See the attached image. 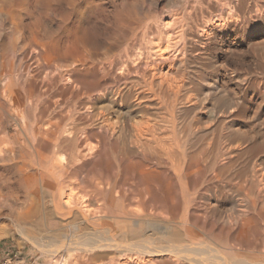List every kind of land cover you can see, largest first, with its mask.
<instances>
[{"label":"bare ground","instance_id":"bare-ground-1","mask_svg":"<svg viewBox=\"0 0 264 264\" xmlns=\"http://www.w3.org/2000/svg\"><path fill=\"white\" fill-rule=\"evenodd\" d=\"M32 1L33 0H26V3H27L26 6L28 7L26 9H31V7H32L31 10H34V8L37 7V6H40V7L43 6L47 10H42V11H45V12L47 11L46 14L49 17V19L51 18L50 17L51 15H55L56 18L61 21V26L59 28L67 27V26H64V25L69 21V19H71L70 16H71V14H73V12L71 13V11H74L78 7L77 0H47V2H46V0H34L33 2ZM78 1H81V0H78ZM83 1L85 2V0H83ZM211 1H214V0H211ZM86 2L88 3L87 0H86ZM94 2H97V1H94ZM94 2H92V3H94ZM101 2L103 3V0ZM123 2H124V0H122V3ZM32 4H34V5H32ZM79 4H80V2H79ZM2 5L3 4H1V6ZM91 5L92 4H90L88 6L91 7ZM190 5H188V6L190 7ZM81 6H82V4H81ZM257 6H259V4ZM116 7H118V6H116ZM134 7H135V5H134ZM218 7L216 9L220 10V8H222V6H220V8H218ZM79 8H81V7H79ZM79 8H77V9H79ZM94 8H96V7H94ZM100 8L101 9L103 8V12L106 11V10L104 11L103 5H102V7L100 6ZM100 8H98V9L100 10ZM258 8H256V9H258ZM127 9H129V8H127ZM194 9H195V7H194ZM233 9H234V6H233ZM35 10H36V8H35ZM133 10H135V8ZM188 10H189V8H188ZM223 10L224 9H222V11ZM259 10L260 9L257 10V13H259ZM88 11H90V10H88ZM127 11L128 10H126V12ZM186 11H187V9H186ZM79 12H80V10L78 11V13ZM97 12H99V11H97ZM167 12H168V10H167ZM187 12H189V11H187ZM234 12H236L235 9H234ZM5 13H7V12L5 11ZM27 13H28V11H27ZM100 13L99 14L96 13V14H98L100 16ZM128 13H130V11ZM128 13H126V14H128ZM223 13H225V11ZM248 13H249V11H248ZM261 13H263V12H261ZM13 14H17V12L14 11ZM49 14H50V16H49ZM90 14H92V13H90ZM107 14H108V10H107ZM111 14H112V11H111ZM126 14H125V16H129L130 15V14H128V15H126ZM182 14H183V12H182ZM227 14L229 15V17L233 16V14L232 13H228V11H227ZM249 14H251V13H249ZM6 15H8V14H6ZM42 15H44L43 18L46 16L45 14H42ZM108 15H110V12H109ZM217 15H219V13ZM57 16H59L60 18H58ZM116 16L114 17V19L110 18V20L107 19L108 17L106 19H103L104 18L103 16H102L103 18H101V19L100 18H98V19L95 18L96 21L95 22L92 21L93 22L92 25L88 23L87 27L85 26V23H81V22H79L77 20L73 22V20L71 19L70 21H72L73 24H71L69 22L72 26H71V28L69 27L70 28L69 29L70 30L69 40H66V41H62V40L60 41L58 39H57L58 41H56V37L54 35L56 32L54 33V31L50 30V28L48 29V27L45 28L44 30L40 29L41 31H37L38 30V26H37L36 23H35L36 24L35 30L29 32V34H30L29 36H32L33 37L32 39H34V40H32L31 44H33L32 47H34L35 51L34 50L33 51H34V53H35L34 55H36V57L33 56L34 57L33 59L36 58L35 60H37V62H40V63L43 62L44 60H49L50 64L47 65V67H49V68H50V66L53 67L52 66L53 64L55 66L57 65V67L60 69L59 70L60 71L59 72V76H57V77H59V80L61 79V81L62 80L66 81V83H64V81H62L63 85L65 86L64 88L70 90L76 96L84 95L86 97V103L84 105L85 112H86V114L88 116H91V117H89L90 119L92 117L94 118V124L92 123L91 125H93V126H91V127L80 128L78 126H74V127L71 126V127H73L71 129H68V128L64 127L65 128L64 130L68 129L67 131H65L66 134L68 135L67 136L65 134L66 138H64L65 136H63V135H61V136L58 135V137H56V139L54 138L52 140H51L50 137H49V140H47V138H46V140L40 138V140L42 141L40 145H41L42 148L46 149L48 154L45 153L44 151L41 152L42 149H41V151H38V154L40 156L38 159H40V160L39 161L37 160V161L39 162L38 165L40 166L39 167L40 171L36 174L37 176H35V178H34L36 183L34 185V188L31 187L33 189L31 194L33 196L35 194V192L38 193L40 189L42 191V189H45V188H48V189L52 190L54 192V193L52 192L54 194V195L52 194V196H53L52 204L54 205L53 207L57 211L56 214L59 213L61 216H66L68 218V220L71 221L72 224H75L76 226H79V230H80V226L81 225H86V226L87 225H93V226H95L94 224H96V223H98V222H100V221H102L104 219H110L112 221V223L110 224L111 227H109V229H108L109 232H107V235L103 234L104 232H102L103 235H98L97 233H94V232L93 233H88L87 232L88 234H84V236L81 235L83 237H80V238H78L80 235L77 237V236H75V234H73L68 239L66 238L67 240L65 242L62 240L63 241L62 243L59 242L60 239L57 240L56 238L55 239L53 238V240H52V237H50L51 240H52V241L50 240L51 244L50 243L49 244L47 243L48 245H45L46 243L45 244H40L35 239L32 240L33 241L32 244L34 243V246H36V247L39 246L42 249L41 251L43 253H48V254L52 255L54 258H56L55 264H264V194H263L264 193V156H263L264 154L261 156L258 153L259 152L258 148L262 146V145H260L261 143L257 142L256 135H255V136H248L247 140L240 144V146L238 147L237 150H239V148L244 146L245 144L246 145L248 144V147L246 149H243L242 152L249 155L248 156L249 160L247 162H245V166H243L242 168H238L237 167L238 165H236L238 163L237 162L234 163L231 160L232 158H234V156L235 157L237 156V157L241 158V156L239 154L236 155L234 153L235 154L234 155L233 153H227L225 155L224 154L225 152L222 153V155L223 154L225 155V160L227 158L226 162H229L231 164L230 165H227V164L225 165L224 164V165H220L219 166L218 157L217 156H210L208 154V152L205 150L206 149L205 147L202 148L198 152H195L193 150V152H195L193 154H189V153H186V151H183V149H182V146H183L182 140H183V136H184L183 132L185 133V131L182 130V128L184 126L183 125V122H184L183 121V107H185L183 104H188L189 105V104H192V103L193 104L196 103V101H198L197 99L199 98L200 95L199 96L197 95L198 96V98H197L196 95H195L196 93L195 94L191 93L192 92L191 91L190 92L191 94L189 95V92L186 93L187 91L186 92L184 91V89H185L184 85L187 84L189 82V80L187 79L188 82L187 83L185 82V84L183 85V76H182L183 74L179 73V71H178V69L176 67V63L177 62L178 63L180 62L182 64V66H183V64L185 62L182 63V60L186 59L185 55H183V52H185V51L183 50L182 47L181 48H174L175 47L174 46L175 43L173 44L174 47L172 46V44H170V43H172V42H170L171 38H172L171 36L173 35V32H174L173 30L175 28H177L176 21H178V20L177 19L175 20V17L162 19L161 22L158 20L160 23H159V25H156V27L158 29H159V27L162 28V33L161 34H163V36H164V38H163L162 36L158 37L159 34H160V33L158 34V32H160V29L158 30L156 28L158 30V31L156 30L157 31V34H156L157 37L154 34H151V33H150V35H148V33L147 34L144 33L146 30L144 31V29H143V26L141 24L142 21L141 22H136V21H134L132 19H129V17H125V16L124 17L123 16L116 17ZM140 16L144 17L145 15L144 16L140 15ZM140 16L139 17L137 16V17L139 19H141ZM158 16H160V15H158ZM196 16H197V14H196ZM24 17H26V16L24 15ZM31 17L32 16H30V18ZM46 17H45V19L47 20L48 17L47 18ZM54 17H53V19H54ZM94 17H96V16H94ZM183 17H185V15ZM257 17H258V15H257ZM262 17H264V16H262ZM112 18H113V16H112ZM211 18H213V17H211ZM251 18L252 17H250V19ZM92 19H94V18H92ZM154 19H155V17H154ZM154 19H153V21L156 20V19L155 20ZM221 19L222 20L219 19L218 22H212V23H214V27L213 28H215V27H219L220 28V27L224 26V24H226V23H224L225 22V20H223L224 18H221ZM252 19H254V18H252ZM10 20L8 21L9 23H10ZM48 20H47V22H48ZM204 20H203V22H206ZM18 21H21L20 18H19ZM22 21H23V19H22ZM58 21H57V24H58ZM158 21H156V22H158ZM181 21H179V22H181ZM228 21H229V19H228ZM244 21H246V18H245ZM156 22H154V23H156ZM187 22H190V21L188 20ZM187 22H185V23H187ZM207 22H208V20H207ZM263 22H264V20H263ZM27 23H28V21H27ZM53 23H55V21L51 23L52 26H53ZM197 23H198V21H197ZM238 23H239V21H238ZM246 23L248 24V21ZM4 24L5 23H3V25ZM13 24H15V23H13ZM39 24H40V22H39ZM182 24H181V26H182ZM241 24H243L242 26H244L245 23H241ZM3 25H1V26H3ZM7 25H9V24H7ZM19 25H21V23ZM151 25H152V23H151ZM184 25H186V24H184ZM206 25L209 26V24H206ZM147 26L149 27L150 25H147ZM181 26L178 25V27L182 28ZM208 26L205 29H203L204 32H203L201 38H203V36H205L207 38V35L210 34L211 32H213L212 29L211 28L209 29ZM18 27H20V26H18ZM22 27L25 28L27 26H25V24L24 25L22 24ZM144 27H146V26H144ZM148 27H146L145 29H148ZM151 27L152 26H150V28ZM153 27H155V26H153ZM238 27H240V26H238ZM23 28H22V30H23ZM94 28H96L97 31L101 30V33L99 34V32L98 33H97V31L95 32ZM227 28H229V26ZM66 29H68V28H66ZM185 29L186 28H184V30ZM243 29H244V27H243ZM56 30H58V28H56ZM63 30H65V28ZM91 30L96 35L95 41L92 40V42H91V40H89L90 36L88 35L89 32H92ZM188 31L189 30H187V32ZM11 32H12V30H11ZM58 32H60V31H58ZM177 32L175 34H177ZM19 33H22V31L19 32ZM62 33H60V34H62ZM181 33L182 32H180L178 35H180ZM145 34H146V38L148 36L151 39V40L147 39V40H149L148 42L151 43V45H152L151 46L149 44V46L152 47L150 49L151 50V55H152L151 57H154V59H153L154 61L151 62V63H149L147 61H146L147 63L143 62L145 59L143 60V58L141 59V57H142V55L144 57L146 55V53L145 54L142 53L143 50L140 48V44L138 46V43H137L138 37L140 38L141 36L142 37L144 36L143 39H141V40L143 42L146 41V40H144ZM175 34L173 36H175ZM14 35H13V37H14ZM16 35H18V32H17ZM22 35H25V34H22ZM26 35L28 36V34H26ZM19 36H21V34ZM211 36H213V35H211ZM215 36H216V34H215ZM17 38H18V36H17ZM28 39L30 41L31 37H29ZM66 39H68V36H67ZM19 40L22 41L21 39H19ZM173 40H175V39H173ZM210 40H208V42ZM214 40H216V39H214ZM211 41H213V38H212ZM24 42H26V40ZM148 42H145V43H148ZM218 42H217V44H218ZM230 42H232V41L230 40ZM178 43H177V45H178ZM214 43H216V42L214 41ZM248 43L249 42H247V44ZM31 44H30V46H31ZM141 45H142V43H141ZM211 45H213V44H211ZM27 46H28V44H27ZM27 46L25 47V49H27ZM137 46H138L139 49L137 48ZM145 46L146 45H143V47H145ZM188 46H190V45H188ZM260 46H261V44H260ZM210 47H212V46H210ZM99 48H101V49H99ZM212 49H213V47H212ZM236 49H238V48H236ZM32 52H29V53H32ZM147 52H149V51H147ZM197 52H198V50H197ZM222 52H223V49H222ZM233 52H234V50H233ZM22 53H24V52H22ZM55 53L57 54L56 59L52 61L50 59V57H51L52 54H55ZM220 53H221V51H220ZM8 55H10V54H8ZM183 56H184V59H183ZM221 56H222V54H221ZM29 57H30V55H29ZM204 57H206V56H204ZM5 58H7V57L5 56ZM145 58H147V57H145ZM8 59H10V58H8ZM25 60H28V59H25ZM28 61H30V58H29ZM9 62H12V61H9ZM34 62H36V61H34ZM0 63H2V62H0ZM199 63H200V61H199ZM192 64H195V62H193ZM23 65H24V63H23ZM29 65H31V63L30 64L28 63L27 66H29ZM190 65L191 64H189L188 66H190ZM210 65L208 64V66H210ZM215 66H216V64H215ZM35 67H33V68L35 69ZM39 67H42V64L39 65ZM207 67H205V68H207ZM42 68L45 70L44 67H42ZM20 69H21V65H20ZM50 69H52V68H50ZM184 69H186V68H184ZM188 70H189V68H188ZM188 70H186V71L188 72ZM40 71H38V72H40ZM214 71H215V68H214ZM216 71H217V69H216ZM4 72L5 71H3V73ZM27 72L28 71L26 70V74H27ZM211 72L208 71V73H210V74H211ZM29 73H30V71H29ZM40 73L43 74L42 71ZM200 73H202V72H200ZM203 73H204V71H203ZM5 74H7V73H5ZM16 74H18V73L16 72ZM16 74H14V75H16ZM26 74H25V76H26ZM44 74L48 75L47 77L49 78V75L51 73L49 72L47 74L46 73H44ZM56 74H55V76H56ZM180 74H182V75H180ZM45 75H43V76H45ZM112 75L116 76V78L120 82H122L121 87L118 86V88H116V89L115 88L111 89V87H112L111 86L110 87V89H111L110 91L111 92L110 91L106 92V91H104L105 88H101V89H104L103 92L100 90L99 93H97V91L100 89V88L98 89L97 86L99 85V81L101 80V78L104 79V77L112 76ZM245 75H247V74H245ZM30 76L33 77L34 75L33 76L30 75ZM30 76H29V78H30ZM55 76H54V80H55ZM188 77H190V76H188ZM52 78H50V79H52ZM212 78H213V76H212ZM248 78H249V75H248ZM24 79H25V77H24ZM107 79H108V77H107ZM246 79H247V77H246ZM9 80L11 81V78ZM15 80H16V78H15ZM38 80H40V82H41V79H38ZM56 80H58V78ZM208 80H206V81H208ZM18 81H16V82L19 83L20 81L19 82ZM26 81H27V79H26ZM43 81H44V79H43ZM110 81H112V79H110ZM116 81L114 80L115 83H116ZM212 81H213V79H212ZM11 82H9V83H11ZM37 82L39 83V81H37ZM217 82H218V78H217ZM222 82H224V81H222ZM53 83L54 82H52L51 84H53ZM59 83H60V81H59ZM14 84H15V82H14ZM21 84H22V82H21ZM24 84H25V82H24ZM42 84H43V82H42ZM51 84L49 86L50 88H51ZM202 84H205V85L208 84L209 85L210 83H202ZM259 84H260V82H259ZM263 84H264V81H263ZM5 86H6V84H5ZM11 86H12V88H15V86L13 87V83H12ZM11 86L9 85L8 87L11 88ZM56 86H57V84H56ZM211 86L212 85H210V87ZM239 86H240V84H239ZM31 87H33V86H31ZM43 87H45V86H43ZM192 87H193V85H192ZM227 87H228V85H227ZM227 87H226V89H227ZM246 87H247V85H246ZM52 88L54 89V87H52ZM189 88H190V86H189ZM199 88H201V86ZM229 88H231V87H229ZM31 89L29 91H31ZM107 89H109V88H107ZM226 89L224 88V86H221V85H217L216 86L215 85L213 90H214V92L217 93L218 97H220V100H222L224 102H227V103H230L231 107H232L233 106L232 105V101L229 98L230 92L228 93L226 91ZM4 90H5V88H4ZM40 90H42V89H40ZM231 90H233V88H231ZM12 91H13V89H12ZM12 91H11V89H8V88L5 90L6 97L11 98V100L16 97L15 94H13ZM32 91H34V90L32 89ZM36 91H38V90H36ZM36 91H34V92H36ZM53 91H55V89ZM21 92H24V91H21ZM40 92L38 94L39 95V100H40V96L42 94L44 95L43 92H41L42 94L40 95ZM2 93H4V92H2ZM255 93H257V92H255ZM204 94H206V93H204ZM212 94H213V92H212ZM21 95L19 94V98H20ZM31 95L29 93L28 97L31 96ZM25 97H26V94H25ZM28 97H26V98H28ZM201 97L203 99V96H201ZM19 98H17V99H19ZM262 98L264 99V97H262ZM105 99L108 100L107 101L108 102L107 105H105V104L100 105L99 102L102 101V103H104ZM205 99H206V97H205ZM236 99H234V100H236ZM30 100H29V102H30ZM34 100H36V98ZM41 100H42V98H41ZM242 100H244V99H242ZM242 100H240L241 103H244V102H242ZM55 101H56V99H55ZM247 101H248V99H247ZM31 102H32V100H31ZM40 102H39V104L37 103V101L33 102V103H36L37 105L40 106ZM43 102L46 103V100L43 101ZM43 102H41V103H43ZM204 102H207V101H204ZM220 102H216V103H220ZM263 102H264V100H262V103ZM54 103H52V104H54ZM216 103H215L214 106H215L216 109H218L217 107H219L221 103L220 104H216ZM241 103H240V105H241ZM197 104H199V103H197ZM202 104H204V103H202ZM245 104H247V103H245ZM6 105H8V104H6ZM33 105H35V104H33ZM42 105H44V104H42ZM224 105H226V104H224ZM79 106H81V105H79ZM242 106H245V105L242 104ZM18 107H17V109H20ZM48 107H49V104H48ZM68 107H70V106H68ZM73 107H74V105H73ZM207 107H208V104H207ZM211 107H210V109L212 110ZM228 107L229 106L227 105V107L226 108L224 107V108L227 109ZM33 108L34 107H32V109ZM165 108H166V110L167 109L170 110V115L168 114L169 116L167 118H170V116L173 118V120L175 122L174 129H172V127H171V131H170L168 129L169 127H167L168 126L167 125V126H165L166 127L165 129L162 128L159 131H157L156 130L157 128L155 129V127L159 123H157L155 125V122H154V125H153L152 124L153 122H151L152 120L150 121V119H148V120L145 119L146 118L145 115L146 114H150V116H152V117L154 115L157 116V114L162 112ZM232 108H234V106ZM246 108H249V107L246 106ZM24 109H26V108H24ZM207 109L208 108H206V110ZM229 109L233 110L231 108H229ZM244 109L241 110V111L244 112ZM12 110H14V109H12ZM219 110H221V109L219 108ZM230 110H229V112H230ZM52 111H54V109ZM55 111H56V109H55ZM202 111H203V109H202ZM213 111H216V110H213ZM237 111H239V110H237ZM241 111H240V113H241ZM257 111H259V109ZM199 112H201V110ZM69 113H70V111H69ZM240 113H238V114H240ZM254 113H255V111H254ZM19 114H21V113H19ZM48 114H50V113H48ZM193 114H195V113H193ZM204 114H206V113H204ZM232 114H234V113H232ZM232 114L230 116H232ZM241 114H243V113H241ZM256 114H257V112H256ZM14 115H16V113ZM200 115H199V117H200ZM260 115H259V117H260ZM10 116H12V115H10ZM80 116H81V113H80ZM158 116H159V114H158ZM160 116H161V113H160ZM218 116H220V114ZM225 116H227V115L225 114L224 117ZM230 116L228 114L227 117H229V119H231ZM192 117L190 116L189 119L191 120ZM204 117H207V116H204ZM220 117L223 118L222 116H220ZM250 117L252 118V115ZM256 117H258V116H256ZM2 118H3V116H2ZM5 118H3V119H5ZM41 118H43V117L41 116ZM48 118L50 119V115H49ZM75 118H73V119H75ZM207 118L205 119L206 121L210 120V118L209 119H207ZM243 118H244V115H243ZM251 118H250V120H251ZM253 118H254V116H253ZM24 119H26V118H24ZM195 119H196V117H195ZM201 119H200V122H201V125H202V123L203 122L205 123V121H201ZM262 119H264V118H262ZM44 120H46V119L44 118ZM212 120H214V119H212ZM233 120H234V118H233ZM245 120L246 119L244 118V121ZM57 121H59V120H57ZM87 121H88V118H87ZM211 121H210V123H211ZM227 121H228V118H227ZM260 121H263V120H260ZM42 122H41V124H42ZM185 122H186V120H185ZM193 122L194 121H192V124H193ZM236 122H238V121H236ZM257 122H259V121H257ZM0 123H2V122H0ZM27 123H29V122H27ZM190 123L191 122H189V124ZM195 123H196V121H195ZM229 123L230 122H228V125H229ZM166 124L167 123H165V125ZM205 124H207V123H205ZM20 125H22V124H20ZM43 125H44V123H43ZM161 125L162 124H160V126ZM214 125H212V126H214ZM233 125H234V123L231 126H233ZM246 125H248V124H246ZM255 125H256V122H255ZM24 126H27V124L24 125ZM203 126H205V125H203ZM22 127H23V125H22ZM259 127H258V129H259ZM24 128H22V129H24ZM31 128H32V126H31ZM33 128H35V127H33ZM220 128H221V126H220ZM229 128H231L230 125H229ZM3 129H4V127H3ZM52 129H54V128L51 127L50 130H48V128H47L46 131H44V132L49 133V131H50V133H51ZM193 129H196V128H193ZM244 129L245 128H243L241 130H244ZM35 130L36 129H34V131ZM41 130H42V128H41ZM201 130H203V129H201ZM223 130H224V128H223ZM239 130L237 128L236 132L238 133ZM177 131H178V134H180L182 132V135L180 137H178V138H176ZM193 131L194 130H192V133H190V131H189V134L185 133V135L188 137L189 135L193 134ZM208 131H209V129H208ZM258 131H261V129L258 130ZM22 132H23V130H22ZM24 132H27V131H24ZM236 132H235V135H237ZM29 133L31 134V132H29ZM36 133L33 132L32 134H36ZM194 133H195V131H194ZM243 134H242V136H244ZM255 134H256V131H255ZM0 135H2V133ZM195 135H196V133H195ZM18 136L21 137L22 139L25 138L24 136L23 137L20 136V135H18ZM26 136H28V135H26ZM33 136L34 135H32V137ZM47 136H49V135H47ZM13 137L14 136H12V138ZM16 137L17 136L15 135V138ZM30 137H28V138H30ZM35 137H38V136H35ZM28 138H26V139L28 140ZM237 138L241 139V137H237ZM32 139H34V137ZM192 139H194V138H192ZM23 140H25V139H23ZM27 140H25V141H27ZM35 140H36V138H35ZM233 140H235V139L233 138ZM12 141L14 142V140H12ZM16 141H18V144L20 143L19 140H16ZM31 141H33V140H31ZM235 141H237V139ZM258 141H260V139ZM36 142L38 143V141H36ZM210 142H212V141H210ZM26 143L28 144V142H26ZM1 144H2V142L0 143V145ZM29 144H32V143L30 142ZM108 144L113 146L112 147L113 150H117V154H118L117 157H116L117 162H114L116 164V166H114V167H116L118 174H116V176H114L115 177L114 179L113 178H108V180H107L105 178L104 181L106 180L105 181L106 183L105 182H100V183L94 182V183H96L95 189L93 191H89V192L87 191L89 188H87V190L85 191V189H84L85 185L82 184L84 186V188H81L80 186L77 185L78 182H77V184L73 183L74 182L73 180H75V183H76V180H77L76 178L72 180L71 184H70V182H67L66 178H69L68 171H67V170H69L68 169V164H70V163L73 164L74 161L75 162L77 161V162H80V163H83V164L86 165V163H88V161L89 162L91 160L92 161H95V160L97 161L100 158L105 156L104 153H106V149H107ZM262 144H264V143H262ZM10 145H11V143H10ZM21 145H23L22 142H21L20 146ZM24 145H25V143H24ZM68 145H71L70 147L73 146L72 147L73 148V150H72L73 152H72V154L67 156V157H69L68 158L69 162L65 163V161L63 159V155H61V151L63 149H65L64 147H66ZM30 146H29V148H31ZM200 146H201V144H200ZM232 147H233V145H232ZM2 148H3V150H4V148L6 150V147L3 146ZM24 148H26V147L24 146ZM32 148H34V147H32ZM9 149L7 148L6 151H8ZM14 149H16V147ZM3 150L1 152H3ZM27 150H29V149H27ZM9 153L8 154L11 155L12 151H9ZM15 153H17V152L15 151ZM19 153H21V152H19ZM33 153L34 152H32V154ZM69 153H71V152H69ZM114 153L116 154V152H114ZM35 154L36 153H34V155ZM21 156H22V154H21ZM23 156H24V154H23ZM59 156H62V158H60ZM3 157L1 156L2 159H3ZM105 157H107V156H105ZM33 158H30V161ZM7 159H8V157H7ZM8 161H10V159H8ZM12 161L14 162V160H12ZM20 161H22V160H20ZM66 161H68V160H66ZM96 161H95V164L98 163ZM33 162H35V161H33ZM27 163H29V161ZM220 163H221V161H220ZM78 164L79 163H77V165ZM18 165H21V164L19 163ZM29 165L32 166L31 164H29ZM21 166H23V164ZM88 166H89V163H88ZM72 167H75V166H72ZM34 168L36 169V167H34ZM69 168H71V167H69ZM82 168H85V167H82ZM86 168H87V166H86ZM99 168L101 169V167H99ZM103 168H104V166H103ZM18 169H20V167ZM23 169H25V168H23ZM27 169H29V168H27ZM97 170H99V169L97 168L96 171ZM22 171H25V170H22ZM28 171H30V169ZM28 171L26 170L25 173H27ZM33 171H35V170H33ZM75 171H77V170H75ZM101 171H103V170H101ZM101 171H97V172L100 173ZM113 171H115V169ZM217 171L219 172L220 175L221 174L224 175L223 174L224 171H226V172L230 171L232 173L230 175L231 176V180L232 181H236L237 186H240L241 184H245V185H249L252 188L256 187V185L261 187V188H259L260 190L259 189H257V190L259 191L258 192L259 193L258 197L260 198V200L263 203V205H262L261 213H259V215H257V217H256L257 219H253V220L250 219L249 222H247L249 224H247V223L245 224L244 223L245 221L243 222V219L241 218V216H239L237 218L236 217H231L230 215H227L228 213H227V211L225 209L224 211H226L225 213H227V214H224V215H221V216H216L215 214H212L211 211L210 212L208 211L210 215L207 216L209 218L206 219L207 221L204 223V226H201L203 224H201V225L199 224L200 223L199 220H201V219H200V217H197L196 214H194L192 212L194 210L191 211V206H190L191 204L188 201V200H191V198H192L191 197L190 199H188L189 196L187 197V194L189 195L188 190L191 188V186H190L189 189H188V184H189L190 181L192 182V180H195V179L197 180L199 176H205V177L208 178L209 174L214 175V173L217 172ZM30 172H31V175H32V171H30ZM72 172L75 173L74 170ZM83 172L85 173V171H83ZM20 173H21V171H20ZM22 173H24V172H22ZM78 174H80V173H78ZM92 174H94V172H92ZM28 175H27V178L32 177V176L28 177ZM113 175H114V173H113ZM81 176H83V175H81ZM87 176L88 175H86V177ZM71 178H73V177H71ZM92 178L94 179L95 177L93 176ZM19 179H21V178H19ZM91 179H89V180H91ZM93 179H92V181H93ZM82 180H84V179L81 178V182H82ZM212 180L213 179H211L210 181H212ZM131 181H133V183H130ZM23 182L25 183V180H23ZM94 183H92V184H94ZM89 184L88 185L86 184V185L89 186ZM79 185H81V183ZM222 185H225V184H222ZM20 187L22 188V186L19 185V188ZM237 189H239V188H237ZM100 191H101L102 194L103 193L105 194V195L103 194V197H101ZM40 194H42V192ZM205 194H208V193H205ZM195 195H197V193ZM254 195H256V194H254ZM46 198H44V199H46ZM35 199H36V197H35ZM217 199H218V197H217ZM43 200L41 199V201H43ZM207 200H208V198H207ZM234 200L236 201V199H234ZM32 201H33V198H32ZM209 201H211V200L209 199ZM193 202H194V200H193ZM201 202H202V200H201ZM237 202H239V201H237ZM246 202H247V200H246ZM45 203H46V201H45ZM204 203H206V201ZM235 203H234L235 207L236 206L240 207V206H238V204L236 205ZM243 203H245V202H243ZM42 205H44V203ZM46 205H48V204H46ZM196 205H198V204H196ZM212 205H214V204H212ZM192 206H194V205L192 204ZM227 207H228V205H227ZM236 209H238V208H236ZM239 210H241V209H239ZM44 211L45 210H43V212ZM46 211H47V209H46ZM48 211H49V209H48ZM48 211H47V213H48ZM25 213L27 215V217H26L27 220L32 218V214L34 215L33 209L30 206H29L28 210L25 211ZM53 213H54V211H53ZM53 213H51V214H53ZM44 214L45 213H43V215ZM48 214L51 215L50 213H48ZM50 217H49V219H50ZM55 217H56V215H55ZM245 217H246V215H245ZM40 218H42V217L40 216ZM43 218H45V217H43ZM64 218L65 217H63V219ZM61 219H59V220H61ZM42 221H44V220H42ZM54 222H55V220H54ZM66 222H68V221H66ZM251 222H253L254 224L251 223ZM41 224H42V222H41ZM45 225L43 226L44 228H45ZM57 225L60 227V225H63V224L59 225L57 223L56 226ZM49 226H50V224L48 225V227ZM63 226H62V228H63ZM67 226H68V224H66V227ZM53 228H50V229H52L51 231H53ZM68 228L66 229V231L68 230ZM73 228H74V226H73ZM82 228H83V226H82ZM86 229H88V228L86 227ZM77 231H78V228H77ZM81 231H79V232H81ZM87 231H89V230H87ZM98 231L99 230H97V232ZM56 232H58V231H56ZM59 232H60V230H59ZM73 232H76V231H73ZM105 233H106V231H105ZM63 235H65V234H63ZM26 236H28V235H26ZM107 260H108V263H106ZM109 260H111L110 263H109Z\"/></svg>","mask_w":264,"mask_h":264},{"label":"rangeland","instance_id":"rangeland-1","mask_svg":"<svg viewBox=\"0 0 264 264\" xmlns=\"http://www.w3.org/2000/svg\"><path fill=\"white\" fill-rule=\"evenodd\" d=\"M34 1V0H33ZM32 1V2H33ZM88 3L81 0V1H78V7H81L79 9H75L74 11H71V13L73 12V14H71L70 18L74 21H79L81 23H85V26L87 27L88 23L92 25L93 22L96 21V19L98 18H103V19H114V17H118V16H125L126 13H128L130 11V14L129 16H125V17H129V19H132L136 22H141L142 26H143V29H144V33H148V35L151 34H154L156 36L157 34V31L160 29V32H158L159 36H163L162 33V28L159 27V29L156 27V25H159V23L162 21V19H165V18H172V17H175V20L177 19L178 21H176V26L177 28H175L173 31V35L177 32V34H175V36H171V41L172 43V46L174 44V48H183V50L185 52H183V55H185L186 59H184V56H183V59L182 60V64L179 62L176 63V67L179 71V73H182L180 75L183 76V85L185 84V82L187 83L188 80H189V84H185V89L184 91L186 93L189 92V95L191 93H196V97L199 98L197 99L198 101H196V103H192V104H183L185 107H183V128L182 130L185 131V133L189 134V131L190 133H192V130L193 131V134L189 135L188 137L185 135V133L183 132V146H182V149L183 151H186V153H189V154H193L195 152H198L200 151L202 148H206L205 150L208 152V154L210 156H217L218 157V161H219V166L220 165H230L231 163L229 162H226L227 161V158L225 160V155L227 153H235L236 155H240L241 158L239 157H235L232 158V162H237L238 165L237 167L238 168H242L243 166H245V162H247L249 159H248V154H245L243 153V149H246L248 147V144L242 146L238 149V147L240 146L241 143L245 142L247 140V137L248 136H255L256 135V139H257V142L258 143H261L260 145H262L261 147L258 148L259 150V154L262 156L264 154V102L262 103V100H264L262 97H264V84H263V79H264V0H214V1H211V0H124V2L122 3V0H103V3L101 2L102 0H87ZM94 1H97V2H94ZM129 1V2H128ZM211 1V2H210ZM254 1V2H253ZM47 2V0H46ZM80 2V4H79ZM94 2V3H92ZM118 2V3H117ZM257 4H256V3ZM260 2V3H259ZM0 3L3 4L1 6L0 4V122H4L3 124L0 123V134L2 133V135H0V143L2 142V144L0 145V158L1 156L3 157V159L1 158L0 160V262H2L5 258H12L14 259V264H55V261H56V258H54L52 255L48 254V253H43L41 250V248L39 246H34V243L32 244V240H37L40 244H45V245H48L52 240L53 238L59 240V242H65L71 235L75 234V236H79L78 238L80 237H83L84 234H88V233H97L98 235H103V234H106L107 235V232L109 227H111V223L112 221L110 219H104L96 224H94L95 226L93 225H81L80 226V230H79V226H76L75 224H72L71 221L68 220V218L66 216H61L59 213L56 214V210L55 208L53 207L54 205L52 204V201H53V196L52 194L54 193L52 190L48 189V188H45V189H41L39 190L38 193L35 192V196L33 195L32 196V191L34 188V185L36 183L35 181V176H37L36 174L40 171L39 169V165H38V161L40 159H38L40 156L38 154V151H42L41 152H45L48 154V152L46 151L45 148H42L41 147V139H45L47 138V140H49V137L52 139H56V137L61 136H65L64 138H66V132L68 129H71L73 128L74 126H78L80 128H83V127H91L93 125H91L92 123L94 124V118L90 119L89 117L91 116H88L85 112V108H84V105L86 103V97L84 95H81V96H76L74 93H72L70 90L64 88L65 86L63 85V82L66 83L65 80H62L61 79L59 80V68L57 67V65L55 66L54 64L52 65L53 67L50 66V69L49 67H47L49 63V60H44L43 62H37V60L33 59L34 57H36V55H34V47H32L33 44H31L32 39L33 37L32 36H29V32L30 31H33L35 30L36 28V24L38 26V30L37 31H41L40 29H45L48 27V29L50 28V30H53L54 31V35L56 37V41L58 40H62V41H66V40H69V35H70V28H71V24L72 21H70L71 19H69V21L64 25V26H67V27H62V28H59L61 26V21L59 19L56 18L55 15H51L49 14V16L51 17L49 19V17L47 16V11H42V10H47L45 9L43 6L40 7V6H37L34 8V10H31V9H26L28 8L26 5V0H0ZM5 3V4H4ZM134 3V4H133ZM252 3V4H251ZM82 4V6H81ZM87 4V5H86ZM91 5L88 6V5ZM94 4V5H93ZM96 4V5H95ZM131 4V5H130ZM191 4V5H190ZM238 6H237V5ZM250 4V5H249ZM259 4V6H257ZM8 5V6H7ZM34 5V4H32ZM31 5V6H32ZM104 7V11L103 12V8L101 9L100 6ZM130 5V6H129ZM135 5V7H134ZM182 5V6H181ZM185 5V6H184ZM190 5V7L188 6ZM219 7H218V6ZM230 5V6H229ZM234 6V9L236 10V12H234V9H233V6ZM25 6V7H24ZM85 6V7H84ZM87 6V7H86ZM118 6V7H116ZM181 6V7H180ZM184 6V7H183ZM220 6H222V8H220ZM229 6V7H228ZM96 7V8H94ZM107 7V8H106ZM187 7V8H186ZM195 7V9H194ZM220 8L219 9H216V8ZM232 7V8H231ZM250 7V8H249ZM259 7V8H258ZM6 8V9H5ZM100 8V10L98 9ZM129 8V9H127ZM135 8V10H133ZM187 12L186 11V9ZM189 8V10H188ZM226 8V9H225ZM231 8V9H230ZM240 8V9H239ZM249 8V9H248ZM259 10V13H257V10ZM96 11H95V10ZM124 9V10H123ZM172 9V10H171ZM179 9V10H178ZM222 9H224L222 11ZM233 9V10H232ZM255 9V10H254ZM7 13H5V11ZM10 10V11H9ZM28 13H27V11ZM80 10V14L78 13V11ZM87 10V11H86ZM90 10V11H88ZM107 10H108V14L110 12V15L107 14ZM126 10H128L126 12ZM168 10V12H167ZM177 10V11H176ZM181 10V11H180ZM183 10V11H182ZM232 10V11H231ZM251 10V11H250ZM253 10V11H252ZM16 11L17 14H13V12ZM31 11V12H30ZM34 11V12H33ZM96 13H100V16ZM99 11V12H97ZM111 11H112V14H111ZM123 11V12H122ZM125 11V12H124ZM135 11V12H134ZM160 11V12H159ZM185 11V12H184ZM225 11V13H223ZM227 11L228 13H232L233 16L232 17H229V15L227 14ZM230 11V12H229ZM251 13L249 14L248 13ZM23 12V13H22ZM26 12V13H25ZM33 12V13H32ZM82 12V13H81ZM103 12V13H102ZM114 12V13H113ZM121 12V13H120ZM167 12V13H166ZM176 12V13H175ZM181 12V13H180ZM183 12V14H182ZM210 12V13H209ZM212 12V13H211ZM221 12V13H220ZM234 12V13H233ZM246 12V13H245ZM263 12V13H261ZM92 13V14H90ZM106 13V14H105ZM117 13V14H116ZM124 13V14H123ZM166 13V14H165ZM172 13V14H171ZM180 15H178V14ZM191 13V14H190ZM219 13V15H217ZM236 13V14H235ZM238 13V14H237ZM8 14V15H6ZM19 14V15H18ZM27 14V15H26ZM42 14H45L47 20L45 19V17L43 18L44 15ZM76 14V15H75ZM78 14V15H77ZM102 14V15H101ZM126 14V15H128ZM164 14V15H163ZM171 16H169V15ZM195 14V15H194ZM197 14V16H196ZM212 14V15H211ZM250 16H249V15ZM10 15V16H9ZM15 15V16H14ZM24 15L26 17H24ZM93 15V16H92ZM105 15V16H104ZM108 15V16H107ZM132 15V16H131ZM140 15L144 16V17H141ZM160 15V16H158ZM173 15V16H172ZM175 15V16H174ZM185 15V17H183ZM192 15V16H191ZM222 15V16H221ZM228 15V16H227ZM236 15V16H235ZM247 15V16H246ZM252 15V16H251ZM258 15V17H257ZM13 16V17H12ZM22 16V17H21ZM30 16H32L30 18ZM55 16V17H54ZM82 16V17H81ZM87 16V17H86ZM96 16V17H94ZM99 16V17H98ZM103 16V17H102ZM107 16V17H106ZM113 16V18H112ZM140 16L141 19H139L138 17ZM196 16V17H195ZM205 16V17H204ZM217 16V17H216ZM246 16V17H245ZM261 16V17H260ZM17 17V18H16ZM29 17V18H28ZM54 17V19H53ZM58 18H60L59 16H57ZM85 17V18H84ZM90 17V18H89ZM155 17V19H154ZM177 17V18H176ZM182 17V18H181ZM204 17V18H203ZM207 17V18H206ZM213 17V18H211ZM216 17V18H215ZM250 17L254 18V19H250ZM20 18L21 21H18ZM79 18V19H78ZM82 18V19H81ZM94 18V19H92ZM96 18V19H95ZM155 21H153V19ZM185 18V19H184ZM206 18V19H205ZM211 18V19H210ZM221 18H224L223 20H225L224 23V26L222 27H214V23L212 22H218L219 19L222 20ZM233 18V19H232ZM246 18V21H244ZM256 18V19H255ZM11 19V20H10ZM15 19V20H14ZM23 19V21H22ZM40 19V20H39ZM45 19V20H44ZM81 19V20H80ZM91 19V20H90ZM161 19V20H160ZM206 21V22H203V20ZM216 19V20H215ZM229 19V21H228ZM236 19V20H235ZM238 19V20H237ZM263 19V20H262ZM10 20V23L8 22ZM59 20V21H58ZM138 20V21H137ZM147 20V21H146ZM160 22H159V21ZM184 22H182V21ZM185 20V21H184ZM189 20L190 22H187ZM192 20V21H191ZM208 20V22H207ZM215 20V21H214ZM227 20V21H226ZM233 20V21H232ZM254 20V21H253ZM15 23V24H13ZM17 21V22H16ZM26 21V22H25ZM28 21V23H27ZM40 24H39V22ZM53 23V26H52V22ZM57 21H58V24H57ZM83 21V22H82ZM85 21V22H84ZM91 21V22H90ZM93 21V22H92ZM149 21V22H148ZM152 21V22H151ZM158 21V22H156ZM181 21V22H179ZM198 21V23H197ZM239 21V23H238ZM248 21V24L246 23ZM251 21V22H250ZM24 22V23H23ZM51 22V23H50ZM71 24H70V23ZM145 22V23H144ZM156 22V23H154ZM187 22V23H185ZM3 23H5L3 25ZM9 25H7V24ZM21 23V25L19 24ZM31 23V24H30ZM36 23V24H35ZM144 23V24H143ZM152 23V25H151ZM180 23V24H179ZM191 23V24H190ZM205 23V24H204ZM241 23H245L244 26H242L243 24ZM250 23V24H249ZM22 24L27 27L23 28L22 27ZM28 24V25H27ZM46 26H45V25ZM146 24V25H145ZM182 24V26H181ZM186 24V25H184ZM199 24V25H198ZM205 26H204V25ZM206 24H209L206 25ZM236 24V25H235ZM241 24V25H240ZM3 25V26H1ZM12 25V26H11ZM35 25V26H34ZM147 25H150L152 26L150 28V26L148 27ZM181 26L182 28L178 27ZM188 25V26H187ZM190 25V26H189ZM229 28H227L228 26ZM20 26V27H18ZM41 28H40V27ZM51 26V27H50ZM148 27V29H145L146 27ZM155 26V27H153ZM175 26V27H176ZM185 26V27H184ZM196 26V27H195ZM198 26V27H197ZM204 26V27H203ZM209 27V29L211 28L213 32H211L210 34L207 35V38L205 36H203V38H201L204 30L206 27ZM240 26V27H238ZM249 26V27H248ZM16 27V28H15ZM32 27V28H31ZM53 27V28H52ZM70 27V28H69ZM91 27V26H90ZM200 27V28H199ZM244 27V29H243ZM6 28V29H5ZM20 28V29H19ZM23 28V30H22ZM52 28V29H51ZM56 28H58V30H56ZM65 28V30H63ZM68 28V29H66ZM158 30H157V29ZM184 28H186L184 30ZM198 28V29H197ZM222 28V29H221ZM239 30H238V29ZM247 28V29H246ZM95 32L97 31L96 28H94ZM151 29V30H150ZM177 29V30H176ZM231 29V30H230ZM244 31H243V30ZM12 30V32H11ZM42 30V31H43ZM67 30V31H66ZM157 30V31H156ZM181 30V31H180ZM187 30H189L187 32ZM200 30V31H199ZM251 30V31H250ZM261 32H260V31ZM22 33H19L21 32ZM27 33H26V32ZM60 31V32H58ZM92 31V30H91ZM156 31V32H155ZM263 31V32H262ZM18 32V35H16ZM63 32V33H62ZM69 34H68V33ZM99 32V34L101 33V30H98L97 33ZM180 32H182L180 35H178ZM184 32V33H183ZM224 32V33H223ZM244 32V33H243ZM247 32V33H246ZM8 33V34H7ZM62 33V34H60ZM96 33V34H97ZM219 33V34H218ZM221 33V34H220ZM15 34V35H14ZM21 34V36H19ZM22 34H25V35H22ZM28 34V36L26 35ZM59 34V35H58ZM98 34V35H99ZM146 34H145V38L144 40L146 41H142L141 39H143V37L141 36L140 38L138 37V40H137V43H138V46L140 44V48L143 50V54L146 53V55L143 57H141V59L143 58V62L144 63H151L153 62L154 60V57H151V43H149L148 41L151 40L148 36L146 38ZM216 34V36H215ZM14 35V37H13ZM68 36V39L67 36ZM90 37H89V40H92L95 41V37L96 35L94 34V32H89L88 34ZM95 35V36H94ZM177 35V36H176ZM193 35V36H192ZM210 35V36H209ZM213 35V36H211ZM253 35V36H252ZM8 36V37H7ZM18 36V38H17ZM27 36V37H26ZM58 36V37H57ZM94 36V37H93ZM248 36V37H247ZM257 36V37H256ZM20 37V38H19ZM29 37H31L30 41H29ZM60 37V38H59ZM62 37V38H61ZM157 37V36H156ZM193 39H192V38ZM197 37V38H196ZM227 37V38H226ZM23 38V39H22ZM184 38V39H183ZM206 38V39H205ZM213 38V41H211ZM223 38V39H222ZM226 40H225V39ZM4 39V40H3ZM8 39V40H7ZM19 39H21L22 41H20ZM58 39V40H57ZM149 39V40H147ZM175 39V40H173ZM177 39V40H176ZM181 39V40H180ZM211 39V40H210ZM216 39V40H214ZM26 40V42H24ZM194 40V41H193ZM208 40H210L208 42ZM222 40V41H221ZM230 40L232 42H230ZM247 40V41H246ZM30 43H29V42ZM142 41V42H141ZM179 43H178V42ZM199 41V42H198ZM214 41L216 43H214ZM219 41V42H218ZM234 41V42H233ZM240 41V42H239ZM246 43H245V42ZM8 42V43H7ZM18 42V43H17ZM145 42H148V43H145ZM185 42V43H184ZM192 42V43H191ZM194 42V43H193ZM218 42V44H217ZM224 42V43H223ZM247 42H249L247 44ZM13 43V44H12ZM20 43V44H19ZM136 43V44H137ZM142 43V45H141ZM178 43V45H177ZM202 43V44H201ZM213 45H211V44ZM221 43V44H220ZM228 43V44H227ZM23 44V45H22ZM28 44V46H27ZM31 44V46H30ZM148 44V45H147ZM149 44L151 46H149ZM181 46H180V45ZM210 44V45H209ZM224 44V45H223ZM226 44V45H225ZM234 44V45H233ZM238 44V45H237ZM261 44V46H260ZM18 45V46H17ZM143 45H146L145 47H143ZM190 45V46H188ZM209 45V46H208ZM228 45V46H227ZM236 45V46H235ZM240 45V46H239ZM7 46V47H6ZM27 46V49H25V47ZM31 48H30V47ZM137 46V48H138ZM178 46V47H177ZM180 46V47H179ZM185 46V47H184ZM208 46V47H207ZM212 46V47H210ZM225 46V47H224ZM204 49H203V48ZM220 47V48H219ZM246 47V48H245ZM144 48V49H143ZM210 48V49H209ZM238 48V49H236ZM241 48V49H240ZM101 49V48H99ZM139 49V48H138ZM148 49V50H147ZM189 49V50H188ZM222 49H223V52H222ZM231 49V50H230ZM23 50V51H22ZM25 50V51H24ZM34 50V51H33ZM198 50V52H197ZM234 50V52H233ZM33 51V52H32ZM145 51V52H144ZM149 51V52H147ZM187 51V52H186ZM212 51V52H211ZM221 51V53H220ZM232 51V52H231ZM4 54H3V53ZM24 52V53H22ZM29 52H32V53H29ZM189 52V53H188ZM193 52V53H192ZM229 52V53H228ZM20 53V54H19ZM149 53V54H148ZM185 53V54H184ZM3 54V55H2ZM10 54V55H8ZM32 54V55H31ZM148 54V55H147ZM188 54V55H187ZM190 54V55H189ZM222 54V56H221ZM19 55V56H18ZM30 55V57H29ZM54 55V56H53ZM203 55V56H202ZM4 56V57H3ZM5 56L7 58H5ZM32 56V57H31ZM34 56V57H33ZM56 56L57 54H52L50 59L53 61L56 59ZM199 56V57H198ZM206 56V57H204ZM208 56V57H207ZM19 57V58H18ZM147 57V58H145ZM193 57V58H192ZM2 58V59H1ZM10 58V59H8ZM16 58V59H15ZM30 58V61H28ZM151 58V59H150ZM197 60H196V59ZM207 58V59H206ZM25 59H28V60H25ZM147 59V60H146ZM19 60V61H18ZM152 60V61H151ZM188 60V61H187ZM193 60V61H192ZM9 61H12V62H9ZM24 61V62H23ZM28 61V62H27ZM36 61V62H34ZM147 61V62H146ZM187 61V62H186ZM200 61V63H199ZM205 61V62H204ZM34 62V63H33ZM55 62V61H54ZM193 62H195V64H192ZM24 63V65H23ZM28 63L31 65L27 66ZM206 63V64H205ZM8 64V65H7ZM10 64V65H9ZM33 64V65H32ZM37 64V65H36ZM42 64V67L45 68V70L42 68V67H39V65ZM52 64V63H51ZM181 64V65H180ZM189 64H191L190 66H188ZM208 64L210 66H208ZM216 64V66H215ZM20 65H21V69H20ZM44 65V66H43ZM185 65V66H184ZM200 65V66H199ZM206 65V66H205ZM4 68H3V67ZM35 67V69L33 67ZM38 66V67H37ZM207 68H205V67ZM214 66V67H213ZM27 67V68H26ZM29 67V68H28ZM189 70H188V68ZM198 67V68H197ZM2 68V69H1ZM6 68V69H5ZM24 68V69H23ZM31 68V69H30ZM54 68V69H53ZM183 68V69H182ZM186 68V69H184ZM191 68V69H190ZM194 68V69H193ZM212 70H211V69ZM214 68H215V71H214ZM20 69V70H19ZM38 69V70H37ZM48 69V70H47ZM217 69V71H216ZM11 70V71H10ZM26 70L28 71L27 74H26ZM36 70V71H35ZM43 72V74H41L40 72L41 71ZM52 70V71H51ZM188 70V72L186 71ZM195 70V71H194ZM198 70V71H197ZM207 70V71H206ZM241 70V71H240ZM3 71H5L3 73ZM30 71V73H29ZM32 71V72H31ZM40 71V72H38ZM55 71V72H54ZM182 71V72H181ZM204 71V73H203ZM211 72L210 73H208ZM222 71V72H221ZM228 71V72H227ZM238 71V72H237ZM16 72L18 74H16ZM51 73L49 75V78L47 77L48 75H45L44 73ZM54 74H53V73ZM185 74H184V73ZM190 72V73H189ZM202 72V73H200ZM221 72V73H220ZM250 72V73H249ZM7 73V74H5ZM10 73V74H9ZM57 73V74H56ZM208 75H207V74ZM16 74V75H14ZM26 74V76H25ZM29 74V75H28ZM56 74V76H55ZM189 74V75H188ZM193 74V75H192ZM214 74V75H213ZM234 74V75H233ZM239 74V75H238ZM247 74V75H245ZM255 74V75H254ZM258 74V75H257ZM30 75H34L33 77H31ZM41 75V76H40ZM45 75V76H43ZM185 75V76H184ZM192 75V76H191ZM199 77H198V76ZM236 75V76H235ZM241 75V76H240ZM248 75H249V78H248ZM17 76V77H16ZM21 76V77H20ZM30 76V78H29ZM41 78H40V77ZM51 76V77H50ZM54 76H55V80L58 78V80H54ZM113 76V77H112ZM112 76H107V77H104V79L101 78V80L99 81V85L97 86V88L99 89L97 91V93H99V91L101 90L103 92L104 89H101V88H105L104 91L108 92L110 91L111 89H116L118 88V86L121 87L122 85V82H120L116 76L112 75ZM190 76V77H188ZM194 76V77H193ZM213 76V78H212ZM221 76V77H220ZM231 76V77H230ZM19 77V78H18ZM23 77V78H22ZM25 77V79H24ZM53 77V78H52ZM110 77V78H109ZM112 77V78H111ZM115 77V78H114ZM208 77V78H207ZM210 77V78H209ZM240 77V78H239ZM243 77V78H242ZM247 77V79H246ZM256 77V78H255ZM11 78V81L9 80ZM16 78V80H15ZM41 79V82L40 80L38 79ZM48 78V79H47ZM52 78V79H50ZM114 78V79H113ZM191 78V79H190ZM195 78V79H194ZM199 78V79H198ZM202 78V79H201ZM213 81H212V79ZM217 78H218V82H217ZM236 78V79H235ZM24 79V80H23ZM27 79V81H26ZM44 79V81H43ZM46 79V80H45ZM50 79V80H49ZM110 79H112V81H110ZM188 79V80H187ZM201 79V80H200ZM209 79V80H208ZM215 79V80H214ZM245 79V80H244ZM256 79V80H255ZM20 82H19V81ZM32 80V81H31ZM35 80V81H34ZM114 80L116 81V83L114 82ZM203 80V81H202ZM208 80V81H206ZM239 80V81H238ZM263 80V81H262ZM16 81H18L19 83H17ZM39 81V83L37 82ZM50 81V82H49ZM104 81V82H103ZM108 81V82H107ZM194 81V82H193ZM224 81V82H222ZM232 81V82H231ZM251 81V82H250ZM11 82V83H9ZM15 82V84H14ZM22 82V84H21ZM25 82V84H24ZM30 82V83H29ZM38 84H37V83ZM43 82V84H42ZM52 82H56L55 84H51ZM218 84H217V83ZM234 82V83H233ZM241 82V83H240ZM246 82V83H245ZM260 82V84H259ZM12 83H13V87L15 86V88H12ZM51 84V88L49 87L50 84ZM102 83V84H101ZM196 83V84H195ZM202 83H210L209 85L208 84H202ZM215 83V84H214ZM232 83V84H231ZM2 84V85H1ZM4 84V85H3ZM6 84V86H5ZM31 84V85H30ZM57 84V86H56ZM116 84V85H115ZM230 84V85H229ZM240 84V86H239ZM245 84V85H244ZM11 86L8 87V86ZM22 85V86H21ZM102 85V86H101ZM107 85V86H106ZM187 85V86H186ZM193 85V87H192ZM208 85V86H207ZM210 85H212L210 87ZM217 86V85H221V86H224V88L226 89L227 85V89L229 87L233 88V90H231V88H229L228 90L226 89V91L229 93L230 92V96L229 98L231 99L232 101V105L234 106V108L231 107V104L230 103H227V102H224L222 100H220V97H218L217 93L214 92V86ZM243 85V86H242ZM247 85V87H246ZM2 86V87H1ZM33 86V87H31ZM41 86V87H40ZM45 86V87H43ZM106 86V87H105ZM112 86V87H111ZM190 86V88H189ZM201 86V88H199ZM206 88H205V87ZM21 89H20V88ZM39 87V88H38ZM50 89H49V88ZM54 87L55 91H53L54 89L52 88ZM59 87V88H58ZM111 87V89H110ZM238 87V88H237ZM8 88V89H13V94H15V98L11 100V98H8L6 97V94H5V90ZM34 91H32V89ZM35 88V89H34ZM109 88V89H107ZM193 90H192V89ZM198 88V89H197ZM204 88V89H203ZM31 89V91H29ZM42 89V90H40ZM53 89V90H52ZM202 89V90H201ZM2 90V91H1ZM59 90V91H58ZM209 90V91H208ZM241 92H240V91ZM245 90V91H244ZM248 90V91H247ZM17 91V92H16ZM19 91V92H18ZM21 91H24V92H21ZM44 93V95L41 93V92ZM192 91V92H191ZM198 93H197V92ZM206 91V92H205ZM208 91V92H207ZM213 94H212V92ZM236 91V92H235ZM4 92V93H2ZM31 96L28 97L29 93ZM39 92H40V100H39ZM111 92V91H110ZM191 92V93H190ZM202 92V93H201ZM206 94H204V93ZM247 92V93H246ZM252 92V93H251ZM254 92V93H253ZM257 92V93H255ZM2 93V94H1ZM200 93V94H199ZM19 94L22 96H20L19 98ZM25 94H26V98L25 97ZM35 96H34V95ZM193 94V95H194ZM209 96H208V95ZM239 94V95H238ZM3 95V96H2ZM38 95V96H37ZM198 95V96H197ZM217 97H216V96ZM235 95V96H234ZM243 97H242V96ZM203 96V99L202 97ZM241 96V97H240ZM206 97V99H205ZM212 99H211V98ZM238 97V98H237ZM19 98V99H17ZM32 102H31V100ZM36 98V100H34ZM46 100V103L43 102ZM45 100H44V99ZM215 98V99H214ZM219 100H218V99ZM238 100H237V99ZM251 100H250V99ZM8 99V100H7ZM16 99V100H15ZM25 99V100H24ZM56 99V101H55ZM84 99V100H83ZM236 99V100H234ZM242 100V102L244 103H241L240 100ZM248 99V101H247ZM3 100V101H2ZM11 100V101H10ZM30 100V102H29ZM201 100V101H200ZM209 100V101H208ZM5 101V102H4ZM19 101V102H18ZM39 104V102H43L41 103L40 102V106L37 105L36 103H33V102H36ZM52 101V102H51ZM108 100L105 99V102L102 103L99 102L100 105H107V102ZM204 101H207V102H204ZM212 101V102H211ZM221 101V102H220ZM240 101V102H239ZM12 102V103H11ZM49 102V103H48ZM55 102V103H54ZM68 102V103H67ZM84 102V103H83ZM204 104H202V103ZM216 102H220V103H216ZM249 102V103H248ZM32 103V104H31ZM54 103V104H52ZM72 103V104H71ZM77 103V104H76ZM199 103V104H197ZM206 103V104H205ZM215 103L216 104H220L219 107H217L218 109L215 108ZM241 103V105H240ZM247 103V104H245ZM262 103V104H261ZM3 104V105H2ZM8 104V105H6ZM25 104V105H24ZM35 104V105H33ZM44 104V105H42ZM47 106H46V105ZM48 104H49V107H48ZM67 104V105H66ZM71 104V105H70ZM81 106H79V105ZM207 104H208V107H207ZM226 104V105H223ZM245 105V106H242ZM253 104V105H252ZM12 105V106H11ZM54 105V106H53ZM74 105V107H73ZM191 105V106H190ZM206 105V106H205ZM227 105L229 106L227 109H225L227 107ZM19 106V107H18ZM25 106V107H24ZM30 106V107H29ZM39 106V107H38ZM43 106V107H42ZM70 106V107H68ZM79 106V107H78ZM188 106V107H187ZM196 106V107H195ZM205 106L206 108H208L206 110V108L203 107ZM212 106V107H211ZM249 107V108H246ZM12 107V108H11ZM20 108V109H17ZM32 107H34L32 109ZM46 107V108H45ZM48 107V108H47ZM55 107V108H54ZM68 107V108H67ZM190 107V108H189ZM194 107V108H193ZM202 107V108H201ZM210 107L212 108V110L210 109ZM225 107V108H224ZM237 107V108H236ZM239 107V108H238ZM26 108V109H24ZM185 108V109H184ZM219 108L222 110H219ZM229 108L233 109V110H230ZM246 110H245V109ZM252 108V109H251ZM259 111H257L258 109ZM14 109V110H12ZM16 109V110H15ZM50 109V110H49ZM54 109V111H52ZM56 109V111H55ZM197 111H196V110ZM201 112H199L200 110ZM203 109V111H202ZM235 109V110H234ZM239 111H237V110ZM244 109V112L241 111ZM249 109V110H248ZM45 110V111H44ZM69 111L67 112V111ZM75 110V111H74ZM84 110V111H83ZM169 109L166 110V108L160 112L161 113V116H160V113L159 116L157 114V116H150V114H146L145 115V119L148 120L150 119L151 122H153L152 124L154 125V122H155V129L157 131H159L160 129L162 128H166L165 126L169 127L168 129L171 131V127L172 129H174V120L173 118L170 116V118H167L169 115H170V110L168 111ZM192 110V111H191ZM199 110V111H198ZM213 110H216V111H213ZM219 110V111H218ZM227 110V111H226ZM230 110V112H229ZM255 113H254V111ZM20 111V112H19ZM24 111V112H23ZM47 111V112H46ZM74 111V112H73ZM79 111V112H78ZM210 113H209V112ZM225 111V112H224ZM232 111V112H231ZM235 111V112H234ZM243 113L241 114L240 113ZM33 112V113H32ZM54 112V113H53ZM78 112V113H77ZM168 112V113H167ZM199 114H198V113ZM220 112V113H219ZM249 112V113H248ZM257 112V114H256ZM7 113V114H6ZM9 113V114H8ZM12 113V114H11ZM16 113V115H14ZM21 113V114H19ZM23 113V114H22ZM42 113V114H41ZM44 113V114H43ZM50 113V114H48ZM68 113V114H67ZM80 113H81V116H80ZM151 113V112H150ZM195 113V114H193ZM206 113V114H204ZM208 113V114H207ZM212 113V114H211ZM222 113V114H221ZM234 113V114H232ZM236 113V114H235ZM240 113V114H238ZM254 115H253V114ZM62 114V115H61ZM74 116H73V115ZM86 114V115H85ZM163 114V115H162ZM169 114V115H168ZM201 114V115H200ZM220 114V116H222L223 118H221L220 116H218ZM227 115L229 114V116L232 114V116H230L231 119H229V117L225 116L224 115ZM261 114V115H260ZM12 115V116H10ZM23 115V116H22ZM33 115V116H32ZM46 115V116H45ZM50 115V119L48 118ZM76 115V116H75ZM166 115V116H165ZM200 115V117H199ZM215 115V116H214ZM238 115V116H237ZM243 115H244V118L246 119L244 121V118H243ZM252 115V118L250 117ZM260 115V117H259ZM5 118L3 119L2 118ZM32 116V117H31ZM41 116L43 118H41ZM73 116V117H72ZM190 116L192 117L191 120L194 121L193 124H192V121L189 119ZM204 116H207V117H204ZM247 116V117H246ZM254 116V118H253ZM258 116V117H256ZM262 116V117H261ZM18 117V118H17ZM21 117V118H20ZM26 119H24V118ZM76 117V118H75ZM151 117V118H150ZM156 117V118H155ZM159 117V118H158ZM196 117V119H195ZM204 117V118H203ZM215 117V118H214ZM219 119H218V118ZM241 117V118H240ZM12 118V119H11ZM44 118L46 120H44ZM48 118V119H47ZM75 118V119H73ZM87 118H88V121H87ZM199 118V119H198ZM203 120H202V119ZM209 119L210 120H205V119ZM227 118H228V121H227ZM234 118V120H233ZM249 118V119H248ZM251 118V120H250ZM2 119V120H1ZM22 119V120H21ZM34 119V120H33ZM54 119V120H53ZM157 119V120H156ZM200 119L201 121H205V124L204 122L202 123L201 125V122H200ZM214 119V120H212ZM236 119V120H235ZM259 119V120H258ZM4 120V121H3ZM6 120V121H5ZM20 122H19V121ZM59 120V121H57ZM81 120V121H80ZM186 120V122H185ZM212 120V121H211ZM250 120V121H249ZM260 120H263V121H260ZM32 121V122H31ZM42 124H41V122ZM46 123H45V122ZM48 121V122H47ZM50 121V122H49ZM55 121V122H54ZM84 121V122H83ZM91 121V122H90ZM196 121V123H195ZM211 121V123H210ZM217 121V122H216ZM238 121V122H236ZM256 122V125H255V122ZM259 121V122H257ZM19 122V123H18ZM26 122V123H25ZM29 122V123H27ZM31 122V123H30ZM52 122V123H51ZM58 122V123H57ZM167 123L165 125V123ZM189 122H191L189 124ZM200 122V123H199ZM228 122L230 127L229 128V125H228ZM240 122V123H239ZM249 122V123H248ZM252 122V123H251ZM8 123V124H7ZM44 123V125H43ZM73 123V124H72ZM82 123V124H81ZM186 123V124H185ZM216 123V124H215ZM234 123V127L231 126L232 124ZM254 123V124H253ZM18 124V125H17ZM22 124V125H20ZM27 126H24L26 125ZM33 124V125H32ZM80 124V125H79ZM160 124H162L160 126ZM215 124V125H214ZM225 124V125H224ZM248 124V125H246ZM260 124V125H259ZM4 125V126H3ZM50 125V126H49ZM68 125V126H67ZM83 125V126H82ZM89 125V126H88ZM159 125V126H158ZM192 125V126H191ZM205 125V126H203ZM214 125V126H212ZM253 125V126H252ZM262 125V126H261ZM6 126V127H5ZM20 128H19V127ZM32 126V128H31ZM46 126V127H45ZM73 126V127H71ZM198 126V127H197ZM202 126V127H201ZM221 126V128H220ZM224 126V127H223ZM245 126V127H244ZM248 126V127H247ZM260 126V127H259ZM2 127V128H1ZM4 127V129H3ZM25 127V128H24ZM35 127V128H33ZM38 129H37V128ZM54 128L51 130V133L49 131V133H46L44 131H46V129L48 128V130H50V128ZM68 128L66 130H64L65 128ZM192 127V128H191ZM210 127V128H209ZM212 127V128H211ZM233 127V128H232ZM243 128H245L244 130H241ZM259 127V129H258ZM24 128V129H22ZM42 128V130H41ZM44 128V129H43ZM193 128H196V129H193ZM224 128V130H223ZM238 128V133L236 132V129ZM263 128V129H262ZM27 129V130H26ZM30 129V130H29ZM34 129H36L34 131ZM163 129V130H164ZM203 129V130H201ZM209 129V131H208ZM248 129V130H247ZM261 131H258L260 130ZM23 132L24 131H27V132ZM167 130V129H166ZM198 130V131H197ZM200 130V131H199ZM223 130V131H222ZM252 130V131H251ZM263 130V131H262ZM36 133V134H32L33 132ZM42 131V132H41ZM162 131V130H161ZM236 134L238 135H235V132ZM244 131V132H243ZM255 131H256V134H255ZM31 132V134L29 133ZM198 132V133H197ZM213 132V133H212ZM228 132V133H227ZM232 132V133H231ZM234 132V133H233ZM244 134H243V133ZM23 133V134H22ZM27 133V134H26ZM41 133V134H40ZM57 133V134H56ZM60 133V134H59ZM25 134V135H24ZM66 134V135H65ZM241 134V135H240ZM242 134L244 136H242ZM263 134V135H262ZM15 135L17 136L15 138ZM18 135L20 136H24L25 140H27L26 138L28 137H32V135H34V139H31L28 138L27 141L23 140L21 137H19ZM28 135V136H26ZM49 135V136H47ZM182 135V132L180 134H178V131H177V135H176V138L180 137ZM216 135V136H215ZM231 137H230V136ZM12 136H14L12 138ZM35 136H38V137H35ZM40 136V137H39ZM46 136V137H45ZM68 136V135H67ZM43 137V138H42ZM237 137H241L240 138H237ZM18 138V139H17ZM22 140H21V139ZM36 138V140H35ZM194 138V139H192ZM221 138V139H220ZM233 138L235 140H233ZM260 141H258L259 139ZM10 139V140H9ZM191 139V140H190ZM226 139V140H225ZM14 140V142L12 141ZM16 140H19V144H18V141ZM33 140V141H31ZM35 140V141H34ZM58 140V139H57ZM189 140V141H188ZM193 140V141H192ZM222 140V141H221ZM225 140V141H224ZM239 140V141H238ZM12 141V142H11ZM38 141V143L36 142ZM202 141V142H201ZM212 141V142H210ZM21 145L20 146V144ZM28 142V144L26 143ZM32 143V144H29V143ZM192 144H191V143ZM210 142V143H209ZM219 142V143H218ZM11 143V145H10ZM25 143V145H24ZM189 143V144H188ZM224 143V144H223ZM18 144V145H17ZM36 144V145H35ZM201 144V146H200ZM228 144V145H227ZM14 145V146H13ZM31 145V146H30ZM35 145V146H34ZM188 145V146H187ZM199 145V146H198ZM231 145V146H230ZM233 145V147H232ZM237 145V146H236ZM6 147V150L7 148L9 149L8 151L3 150L2 147ZM24 146L26 148H24ZM29 146L31 148H29ZM41 148H40V147ZM71 145H68L66 147H64L65 149H63L61 151V155H63V159L65 161V163H68L69 162V156L70 154H72V150H73V146L70 147ZM230 146V147H229ZM246 146V147H245ZM16 147V149H14ZM20 147V148H19ZM34 147V148H32ZM39 147V148H38ZM70 147V148H69ZM113 146L109 145L107 146V149H106V153H104L105 156L107 157H102L100 158L99 160H95L96 163L95 164V161H88L89 163V166H88V163L83 164V163H80V162H77L79 163L77 165V163L73 162V164H68V176L69 178H66L67 182H70V184L72 183V180L73 179H77L76 180V183H75V180H73L74 184H77L78 182V186H80L81 188H84L83 185H85V191L87 190V188H89L87 191H93L95 189V186H96V183L94 182H97V183H100V182H105L104 179L106 178L108 180V178H115L114 176H116L117 173V169L116 167V164L114 162H117V150H113L112 148ZM190 147V148H189ZM232 147V148H231ZM235 147V148H234ZM37 148V149H36ZM185 148V149H184ZM189 148V149H188ZM220 148V149H219ZM29 149V150H27ZM33 149V150H32ZM79 149V148H78ZM225 149V150H224ZM231 149V150H230ZM3 150V152H1ZM17 153H15V151ZM71 150V151H70ZM80 150V149H79ZM110 150V151H109ZM193 150L195 152H193ZM218 150V151H217ZM236 150V151H235ZM9 151H12L11 155H9ZM28 151V152H27ZM192 151V152H191ZM215 151V152H214ZM217 151V152H216ZM235 151V152H234ZM21 152V153H19ZM32 152L36 153L34 155V153L32 154ZM68 154H67V153ZM71 152V153H69ZM116 152V154L114 153ZM225 152V153H224ZM9 153V154H8ZM19 153V154H18ZM26 153V154H25ZM31 153V154H30ZM114 155H113V154ZM215 153V154H214ZM222 153H224L222 155ZM8 154V155H7ZM16 156H15V155ZM22 154V156H21ZM24 154V156H23ZM234 154V155H235ZM7 155V156H6ZM33 155V156H32ZM15 156V157H14ZM32 156V157H31ZM114 156V157H113ZM247 156V157H246ZM264 156V155H263ZM10 159V161H8V159ZM12 157V158H11ZM34 157V158H33ZM60 158H62V156H59ZM113 157V158H112ZM223 157V158H222ZM246 157V158H245ZM14 158V159H13ZM30 158H33L31 161H30ZM36 158V159H35ZM107 158V159H106ZM221 158V159H220ZM245 158V159H244ZM7 159V160H6ZM26 161H25V160ZM28 159V160H27ZM109 159V160H108ZM220 159V160H219ZM5 160V161H4ZM14 160V162L12 161ZM18 160V161H17ZM22 160V161H20ZM38 160V161H37ZM68 160V161H66ZM114 160V161H113ZM237 160V161H236ZM4 161V162H3ZM7 161V162H6ZM29 161V163H27ZM35 161V162H33ZM221 161V163H220ZM32 162V163H31ZM37 162V163H36ZM23 164V166L21 165H18V164ZM94 163V164H93ZM113 163V164H112ZM240 163V164H239ZM26 164V165H25ZM29 164H31L32 166H30ZM37 166H36V165ZM29 165V166H28ZM85 165V166H84ZM25 166V167H24ZM27 166V167H26ZM72 166H77L76 168L75 167H72ZM87 166V168H86ZM104 166V168H103ZM20 167V169H18ZM36 167V169L34 168ZM71 167V168H69ZM82 167H85V168H82ZM89 167V168H88ZM101 167V169L99 168ZM25 168V169H23ZM30 171H32V175H31V172L28 171L29 169ZM99 169L97 171H101L100 173H98L96 171V169ZM72 169V170H71ZM86 169V170H85ZM93 169V170H92ZM95 169V170H94ZM115 169V171H113ZM22 170H25V171H22ZM26 170L28 171L27 173ZM35 170V171H33ZM38 170V171H37ZM71 170V171H70ZM74 170L75 173H73L72 171ZM77 170V171H75ZM21 171V173H20ZM85 171V173L83 172ZM94 172V174H92V172ZM24 172V173H22ZM114 175H113V173ZM80 173V174H78ZM245 173V172H244ZM29 174V175H28ZM35 174V175H34ZM75 176H74V175ZM95 177L94 180L92 177V175ZM108 174V175H107ZM224 175H220L219 172H215L214 175L212 174H209L208 175V178L205 177V176H199L198 179L196 180H192V182L190 181L189 184H188V189L189 187L191 186V188L188 190V193L189 195L187 194V197L189 196L188 199H190L191 197V200H188L190 202V206H191V211H192L194 214H196L197 217H200L201 220L200 221V225L201 226H204V223L207 221L206 219L209 218L207 216H209V212L211 211L212 214H215L216 216H221V215H224V214H227V215H230L231 217H239L241 216V218L243 219V222L246 224L247 222H249L250 219H257V215H259V213H261V209H262V205L263 203L261 202L260 198L258 197L259 195V191L257 189L261 188L260 186L256 185V187H250L249 185H245V184H241L240 186H237L236 184V181H232L231 180V172L228 171H224L223 172ZM19 177H18V176ZM23 175V176H22ZM27 175L28 177L29 176H32L30 178H27ZM34 175V176H33ZM80 175V176H79ZM83 175V176H81ZM86 175H88L86 177ZM212 175V176H211ZM247 175V174H246ZM26 176V177H25ZM67 176V177H68ZM109 176V177H108ZM73 177V178H71ZM80 177V178H79ZM84 177V178H83ZM89 177V178H88ZM98 179H97V178ZM21 178V179H19ZM81 178L84 179L82 180L81 182ZM88 178V179H87ZM93 181H92V179ZM206 178V179H205ZM221 178V179H220ZM19 179V180H18ZM91 179V180H89ZM194 179V178H193ZM202 179V180H201ZM211 179H213L212 181H210ZM218 179V180H217ZM23 180H25V183L23 182ZM69 180V181H68ZM89 180V181H88ZM99 180V181H98ZM215 180V181H214ZM220 180V181H219ZM92 181V182H91ZM203 181V182H202ZM210 181V182H209ZM231 181V182H230ZM19 182V183H18ZM88 182V183H87ZM202 184H201V183ZM215 182V183H214ZM22 183V184H21ZM24 183V184H23ZM81 183V185H79ZM88 185L89 183V186H87L86 184ZM94 183V184H92ZM106 183V182H105ZM130 183H133V181H131ZM204 183V184H203ZM212 183V184H211ZM229 183V184H228ZM22 186V188L20 189L19 188V185ZM83 184V185H82ZM192 184V185H191ZM222 184H225V185H222ZM208 185V186H207ZM227 186V187H226ZM258 186V187H257ZM29 187V188H28ZM32 187V188H31ZM239 188V189H237ZM23 189V190H22ZM29 189V190H28ZM210 189V190H209ZM216 189V190H215ZM194 190V191H193ZM202 190V191H201ZM260 190V189H259ZM24 191V192H23ZM42 194H40L41 192ZM193 191V192H192ZM201 191V192H200ZM216 191V192H215ZM255 191V192H254ZM53 192V193H52ZM208 193V194H205V193ZM101 193V191H100ZM197 193V195H195ZM224 193V194H223ZM247 193V194H246ZM25 194V195H24ZM104 194V193H103ZM103 194L101 193V197H103ZM193 194V195H192ZM214 194V195H213ZM256 194V195H254ZM264 194V193H263ZM40 195V196H39ZM44 195V196H43ZM54 195V194H53ZM105 195V194H104ZM200 197H199V196ZM234 195V196H233ZM25 196V197H24ZM32 196V197H31ZM36 197V199H35ZM47 197V198H46ZM51 197V198H50ZM218 197V199H217ZM32 198H33V201H32ZM43 201H41V199ZM50 198V199H49ZM194 198V199H193ZM208 198V200H207ZM247 198V199H246ZM48 199V200H47ZM52 199V200H51ZM200 199V200H199ZM209 199L211 201H209ZM228 199V200H227ZM236 199V201L234 200ZM238 199V200H237ZM194 200V202H193ZM202 200V202H201ZM214 200V201H213ZM220 200V201H219ZM247 200V202H246ZM46 201V203H45ZM197 201V202H196ZM206 201V203H204ZM208 201V202H207ZM216 201V202H215ZM222 201V202H221ZM239 201V202H237ZM32 202V203H31ZM48 202V203H47ZM200 202V203H199ZM218 202V203H217ZM236 202V203H235ZM245 202V203H243ZM44 203V205L42 204ZM202 203V204H201ZM234 203L240 207H235ZM253 203V204H252ZM258 203V204H257ZM48 204V205H46ZM192 204L194 206H192ZM198 204V205H196ZM214 204V205H212ZM216 204V205H215ZM241 204V205H240ZM246 204V205H245ZM46 205V206H45ZM228 205V207H227ZM234 205V206H233ZM29 206L33 209V213L34 215L32 214V218L27 220V215L25 213V211L28 210ZM45 206V207H44ZM48 206V207H47ZM51 206V207H50ZM233 206V207H232ZM251 206V207H250ZM257 206V207H256ZM218 207V208H217ZM235 207V208H234ZM48 211V213H54L49 215L46 211V209ZM54 210H53V209ZM210 208V209H209ZM220 208V209H219ZM238 208V209H236ZM244 208V209H243ZM26 209V210H25ZM219 209V210H218ZM226 209L227 213H225L226 211H224ZM228 209V210H227ZM241 209V210H239ZM25 210V211H24ZM43 210H45L43 212ZM51 210V211H50ZM209 211V212H208ZM230 211V212H229ZM198 212V213H197ZM249 212V213H248ZM43 213H45L43 215ZM47 213V214H46ZM198 214V215H197ZM42 218H40V216ZM56 215V217H55ZM205 215V216H204ZM236 215V216H235ZM246 215V217H245ZM52 218H51V217ZM60 216V217H59ZM45 217V218H43ZM48 217V218H47ZM50 217V219H49ZM55 217V218H54ZM63 217H65L63 219ZM26 218V219H25ZM54 218V219H53ZM57 218V219H56ZM62 218V219H61ZM61 219V220H59ZM66 219V220H65ZM241 219V220H242ZM248 219V220H247ZM39 220V221H38ZM44 220V221H42ZM55 220V222H54ZM204 220V221H203ZM46 221V222H45ZM68 221V222H66ZM42 222V224H41ZM45 222V223H44ZM61 222V223H60ZM63 222V223H62ZM65 222V223H64ZM70 222V223H69ZM47 223V224H46ZM53 223V224H52ZM55 223V224H54ZM63 224V225H60V227L56 224ZM253 223V222H251ZM46 224V225H45ZM50 224V228H53V231H51L52 229H50L48 227V225ZM66 224H68V226L66 227ZM249 224V223H247ZM254 224V223H253ZM45 225V228L43 227ZM47 226V227H46ZM63 226V228H62ZM74 226V228H73ZM83 226V228H82ZM25 227V228H24ZM29 227V228H28ZM58 229H57V228ZM69 227V228H68ZM86 227L88 229H86ZM100 227V228H99ZM106 227V228H105ZM23 228V229H22ZM49 228V229H48ZM65 228V229H64ZM68 228V230L66 231V229ZM77 228H78V231H77ZM82 228V229H81ZM27 229V230H26ZM33 229V230H32ZM56 229V230H55ZM30 230V231H29ZM60 230V232H59ZM62 230V231H61ZM64 230V231H63ZM83 232H82V231ZM89 230V231H87ZM91 230V231H90ZM93 230V231H92ZM97 230H99L97 232ZM45 231V232H44ZM58 231V232H56ZM69 231V232H68ZM73 231H76V232H73ZM81 231V232H79ZM106 231V233H105ZM28 232V233H27ZM35 232V233H34ZM88 232V233H87ZM102 232H104L102 234ZM27 233V234H26ZM31 233V234H30ZM62 234V235H61ZM65 234V235H63ZM28 235V236H26ZM83 235V236H81ZM52 237V240L51 238ZM76 237V238H77ZM28 238V239H27ZM67 238V239H66ZM49 239V240H48ZM51 240V241H50ZM63 240V241H62ZM31 242V243H30ZM43 242V243H42ZM48 243V244H47ZM51 244V243H50ZM48 254V255H47ZM111 260H109V263H110ZM108 263V260L107 262Z\"/></svg>","mask_w":264,"mask_h":264},{"label":"built area","instance_id":"built-area-1","mask_svg":"<svg viewBox=\"0 0 264 264\" xmlns=\"http://www.w3.org/2000/svg\"><path fill=\"white\" fill-rule=\"evenodd\" d=\"M14 259L12 258H5L2 262H0V264H14Z\"/></svg>","mask_w":264,"mask_h":264}]
</instances>
